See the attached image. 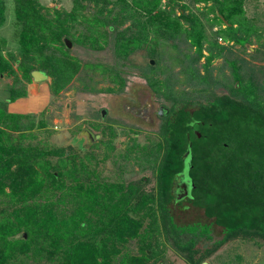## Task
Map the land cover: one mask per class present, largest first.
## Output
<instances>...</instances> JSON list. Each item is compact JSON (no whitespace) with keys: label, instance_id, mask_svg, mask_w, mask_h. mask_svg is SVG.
<instances>
[{"label":"rangeland","instance_id":"1","mask_svg":"<svg viewBox=\"0 0 264 264\" xmlns=\"http://www.w3.org/2000/svg\"><path fill=\"white\" fill-rule=\"evenodd\" d=\"M29 1L47 23L63 22L69 30L60 42H53L42 53L67 50L79 60L81 69L54 90L52 75L38 68L40 62H46L45 56L39 51L35 56L23 53L19 41L21 24L15 15L17 0H0V52L11 63V69L0 73V108L20 114L14 117L18 129L8 125L14 122L13 118L0 123V141L40 151L38 156L29 157L43 177L36 199L47 202L56 216L79 208L89 223L97 224L99 203L93 205V211L83 207L81 201L91 192L97 193L101 201L110 190H114V198L121 193L131 194V205L143 197L156 198L157 170L163 152V113L174 104L187 101L188 107L193 108L198 102L212 100L215 94L227 93L264 106V0L243 1L250 25L243 43L228 40L224 31L217 32L225 24L214 20L216 10L211 1L172 0L167 4L176 15L180 4L187 5L185 11L204 23L203 54L197 60V51L183 32L172 37L170 32L144 29L137 20L144 16L129 4L119 14L121 5L116 0H78V9L72 15L74 0ZM95 17L116 18L117 31H123L121 41H128L129 47H117V33L92 31L102 27ZM181 21L187 25L184 18ZM65 38L70 40V46ZM210 41L226 47L207 61ZM216 51L217 48L213 50ZM23 63L34 67L29 68L28 77L24 75ZM32 69L44 71L47 77L34 80ZM11 90H15V96ZM85 126L98 135L91 138ZM54 148H61L62 152L51 154L49 150ZM45 160L59 171L55 180L44 175L40 164ZM6 190L10 191L8 187ZM8 198L0 195V219L16 206ZM185 203L184 200L182 204L170 205L177 222L212 221L197 207L182 208ZM151 205L157 206L148 201L140 208L128 210L140 219L141 225L136 237L123 242L121 252L139 253L142 244L149 242L154 252L150 262L190 264L163 234L149 232L147 212ZM211 223L212 237H201L194 245L195 255L202 256L201 262L264 264L262 238L238 235L214 246L223 232ZM29 234L30 230L23 226L11 238L29 239ZM59 259L58 254L32 246L26 253L12 256L7 264H59Z\"/></svg>","mask_w":264,"mask_h":264},{"label":"trees","instance_id":"2","mask_svg":"<svg viewBox=\"0 0 264 264\" xmlns=\"http://www.w3.org/2000/svg\"><path fill=\"white\" fill-rule=\"evenodd\" d=\"M116 1L121 5L119 14L129 4L131 9L144 16L137 19L144 29L165 34L170 32L172 37L183 32L197 51L195 60L203 54L204 23L199 17L185 11L187 5L180 4L179 14L176 15L173 7L167 6L172 0H167V3L161 0ZM191 1H211L213 10H216L214 20L225 24V28L217 32L224 31L226 38L234 42L247 41L244 34L250 25L244 13V0ZM78 2L74 0L72 15L78 9ZM2 11L0 5V18ZM15 15L21 24L19 41L23 53H33L35 56V52L39 51L45 56L46 62H40L38 68L52 75L54 90H58L80 71L81 63L67 50L57 49V52L48 54L42 52L53 42H60L69 30L63 22L47 23L29 0H17ZM181 18L187 22L186 26ZM95 19L107 29L98 26L92 31L117 33V47L123 50L129 47L128 41H121L123 31H117L119 21L116 18ZM224 47L226 45L210 41L207 61ZM215 48L217 51L213 52ZM22 65L24 75L28 77L29 68L34 67L31 64ZM9 69L10 60L0 52V73ZM11 92L15 96V90ZM15 115L20 114L0 108V123L9 118L14 120ZM8 125L18 129L15 120ZM161 135L163 152L157 170L156 198L143 197L131 205V194L121 193L114 198V190H110L101 201L97 193L89 190L86 193H91L81 199L82 206L96 211L93 205L99 203L101 209L97 224L89 223L79 208L67 215L56 216L47 202L37 201L36 195L42 189L43 177L29 157L38 156L40 151L6 145L0 141V195H8V199L16 204L9 215L0 219V264H7L12 256L18 252L26 253L32 246L58 254L59 264H159L150 262L154 252L149 242L142 244L139 253L121 252L123 242L136 237L141 225L140 219L131 216L128 210L140 208L148 201L157 205H151L147 212L150 216L149 232L163 234L190 264H200L202 256L195 255L194 245L201 237H212L211 222L220 226L223 232L214 246L238 235L257 236L264 240V106L227 93L215 94L212 100L198 102L193 108H189L188 102L184 101L164 110ZM189 139L192 197L177 199L173 185L183 168L182 154ZM49 152L59 154L62 149L54 148ZM40 166L45 176L53 180L57 178L59 171L48 160ZM6 187L10 189L9 192ZM184 200L186 203L182 208L188 207V201H191L212 221L177 222L170 205L182 204ZM23 226L30 230L29 239L11 238ZM33 230L34 233H31Z\"/></svg>","mask_w":264,"mask_h":264},{"label":"water","instance_id":"3","mask_svg":"<svg viewBox=\"0 0 264 264\" xmlns=\"http://www.w3.org/2000/svg\"><path fill=\"white\" fill-rule=\"evenodd\" d=\"M64 40L67 46H70L71 44L70 40L68 38H65ZM31 75L34 80L47 77V74L40 69H32ZM84 130H86V132L91 136V138H94L95 136L98 135V134L94 135L93 131L87 126L84 127ZM182 160H183V168L179 173L180 175L179 183L180 185L184 187V194L191 196V188L193 186V181L189 173L190 167L192 166V152H191V140L190 139L187 141V147L182 154ZM201 264H208V262L206 260H203Z\"/></svg>","mask_w":264,"mask_h":264},{"label":"flooded vegetation","instance_id":"4","mask_svg":"<svg viewBox=\"0 0 264 264\" xmlns=\"http://www.w3.org/2000/svg\"><path fill=\"white\" fill-rule=\"evenodd\" d=\"M198 133V132H197ZM98 133H95V135H97ZM180 175L177 176L174 180V185H173V193L175 194V196L177 197V199H181V198H184V199H187L186 197H188V195L184 194V187L182 185H180ZM189 197H192V196H189ZM192 200V198H191ZM188 206H193V207H197L194 205L193 202L191 201H188ZM179 205V204H178Z\"/></svg>","mask_w":264,"mask_h":264},{"label":"built area","instance_id":"5","mask_svg":"<svg viewBox=\"0 0 264 264\" xmlns=\"http://www.w3.org/2000/svg\"><path fill=\"white\" fill-rule=\"evenodd\" d=\"M219 38H221V37L219 36Z\"/></svg>","mask_w":264,"mask_h":264}]
</instances>
